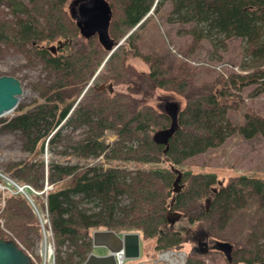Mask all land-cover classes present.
Returning <instances> with one entry per match:
<instances>
[{"label": "trees", "instance_id": "1", "mask_svg": "<svg viewBox=\"0 0 264 264\" xmlns=\"http://www.w3.org/2000/svg\"><path fill=\"white\" fill-rule=\"evenodd\" d=\"M78 1L8 0L3 14L13 18L0 20V42L7 51L22 53L25 67L41 64L47 71L44 80L33 83L37 95L31 101H20L12 115L0 117V136L18 132L28 153L4 164L3 170L38 191L34 200L50 216L56 264H84L93 250L95 229L137 231L142 239L154 238L153 258L160 250H184L185 264H206L197 247L190 246L201 236L230 242L229 264H264V177L240 174L223 182L213 172L180 168L235 133L264 137L263 114L251 109L236 124L229 110L239 104L228 102L248 86H254L250 97L264 92V0H171L167 21L188 26L187 56L204 39L214 41L220 35L243 40L247 60L242 67L247 70L201 83L187 62L173 66L139 47L142 29L167 0H106L112 8L108 35L113 47L81 30ZM67 39L71 43L57 52L50 49ZM135 58L148 69L138 70L131 62ZM101 84L107 88L99 89ZM118 85L125 89L117 90ZM158 90L179 95L184 103L167 110L147 101ZM171 128L168 144L160 142L157 133ZM79 129L77 137L74 131ZM106 130L117 134L112 144L104 139ZM47 151L79 158L103 155L113 163L84 169L79 162H47L41 157ZM128 161L138 167L121 166ZM176 169L182 172L179 192H173ZM68 178L72 182L61 186ZM46 182L53 187L42 192ZM86 200L96 202V208L83 206ZM0 208V238L33 247L41 228L29 200L11 195ZM173 213L190 227L171 224Z\"/></svg>", "mask_w": 264, "mask_h": 264}, {"label": "rangeland", "instance_id": "2", "mask_svg": "<svg viewBox=\"0 0 264 264\" xmlns=\"http://www.w3.org/2000/svg\"><path fill=\"white\" fill-rule=\"evenodd\" d=\"M23 1L29 2V0ZM8 5V0H2L0 4V20L4 16L13 18L11 13L3 14V11L8 10ZM170 10L171 0H167L159 12L153 13L152 19L141 31V40L139 44L141 51L145 53H156L163 58V61L173 66H177L183 61L187 62L195 69L196 80L199 83L214 80L217 76L222 74L229 75L231 72H244L247 70L242 67L247 58L243 52V40L241 38L223 39V36L219 35L215 37L214 41L204 39L200 42L192 55L187 56L186 53L191 43V36L186 34L184 27L186 28L188 26L168 22L167 15ZM57 44V42L52 43V45ZM26 61L22 53H17L13 50L7 51L4 44L0 42V76L12 75L19 78L23 86V94L21 95L20 101L29 102L37 95V92L33 89V83L44 80L47 71L41 64L35 68H27L25 67ZM131 62L140 71H146L148 69L146 64L139 59H132ZM116 88L117 90H124L125 86L118 85ZM253 89L254 86H248L243 90L240 96H234L228 100L231 105L236 103L237 105L239 104L237 109L231 108L229 110V117L236 124H241L244 121L245 113L251 109L264 115V92L258 96L250 97L249 93ZM147 101L167 110L169 106H172L173 110H177L178 104L184 103L183 98L179 95L163 90H158L152 97L148 98ZM13 112L5 116H10ZM80 133L81 129L74 131L77 137ZM104 139L109 144H112L117 139V134L115 131L106 130ZM128 144H130V142ZM27 156L28 153L22 150L18 132L7 133L0 136V169H4V164L9 161L21 160ZM41 157L47 162L52 158L63 163L75 164L79 162L84 169L90 168L96 164H102L103 167L107 168L113 163V161L107 160L103 155L98 158H79L74 155H59L47 151ZM121 166L129 170H135L138 167L134 161H128ZM142 168L144 169L145 166L143 165ZM180 168L194 172H213L216 173L218 178L223 182H226L232 176L240 174L264 177V137L260 135L248 139L239 133H235L229 136L222 145L210 148L203 153L187 159ZM71 182L72 178L65 179L61 182V186H67ZM124 201L127 202L128 198L124 197ZM83 206L95 209L96 202L86 200L83 202ZM204 206L207 207L206 202ZM176 217V213L171 214L172 219ZM0 220L3 224V220ZM173 225L177 228H183V230L190 227L188 221L184 219L175 220ZM7 231H9L11 233L10 235L13 237V233L6 228V233L9 234ZM18 240L21 242L20 239ZM40 240L41 238H38L36 244L31 248H27L21 242L26 249L37 256L39 261L41 258L40 255L37 254V250L39 251L40 249ZM200 240H202L203 243L204 241L213 242V240H205L201 236ZM154 244V238L142 239L140 243V258H127L124 260L123 264H168L159 259V253L154 258L152 257L151 252L154 250ZM190 246L195 248L198 247L197 241L194 240ZM65 248L66 247H64V249ZM92 248L96 254L108 253L105 247L93 246ZM196 250L199 252L198 248ZM203 260L206 264H229L226 256L222 252L213 250L205 252L203 254Z\"/></svg>", "mask_w": 264, "mask_h": 264}, {"label": "water", "instance_id": "3", "mask_svg": "<svg viewBox=\"0 0 264 264\" xmlns=\"http://www.w3.org/2000/svg\"><path fill=\"white\" fill-rule=\"evenodd\" d=\"M112 15V8L106 0H80L76 20L81 30L90 35L98 34L100 39L108 40L109 47H113V41L108 35L109 21ZM66 43H71L69 40L64 42L59 41L58 45L50 46L53 52H57L65 46ZM110 90L113 86L109 85ZM105 84H102L99 89L104 90ZM23 94L22 82L19 78L12 75L0 76V117L15 110L18 106L21 95ZM173 132V128L164 132H158V140L164 144H168V138ZM177 176L173 182V192H179L182 185V172L176 169ZM209 205V202H207ZM180 216L172 219V224L175 220H179ZM93 245L105 247L108 250L106 254H96L91 252L84 264H119L121 260L120 253H123V258H139L140 257V234L138 232H127L119 234L115 230H95L92 236ZM209 247V243L207 242ZM212 249L219 250L224 253L229 261H232L233 245L227 241L216 240ZM207 250L202 252H207ZM0 264H32V258L18 246L12 239L0 238Z\"/></svg>", "mask_w": 264, "mask_h": 264}, {"label": "built area", "instance_id": "4", "mask_svg": "<svg viewBox=\"0 0 264 264\" xmlns=\"http://www.w3.org/2000/svg\"><path fill=\"white\" fill-rule=\"evenodd\" d=\"M52 188L51 184L46 183V186L42 192H47ZM0 191L3 192L4 196L11 194L21 193L23 194L32 204L33 210L38 216L41 224L42 236L39 241L40 249L37 250V254L40 255V261L37 256L33 253H30V256L37 264H56V250H55V237L54 231L51 225V220L48 212H41L37 205L35 204L33 193H38L31 185L29 184H20L9 175L5 174L0 170ZM5 199L3 200L2 205L5 204ZM41 242V244H40ZM159 259L166 261L168 264H184L185 257L181 252L174 251H162L159 253Z\"/></svg>", "mask_w": 264, "mask_h": 264}, {"label": "flooded vegetation", "instance_id": "5", "mask_svg": "<svg viewBox=\"0 0 264 264\" xmlns=\"http://www.w3.org/2000/svg\"><path fill=\"white\" fill-rule=\"evenodd\" d=\"M205 240H207V239H205ZM207 242L204 241V243H203L202 240H200V238L197 239V245H198L197 248H198V250L202 252V251L207 250V248L210 249L211 246H212V243L211 242H208L209 243V247H208Z\"/></svg>", "mask_w": 264, "mask_h": 264}, {"label": "bare ground", "instance_id": "6", "mask_svg": "<svg viewBox=\"0 0 264 264\" xmlns=\"http://www.w3.org/2000/svg\"><path fill=\"white\" fill-rule=\"evenodd\" d=\"M123 256H124L123 253H120V257H121L122 260H123Z\"/></svg>", "mask_w": 264, "mask_h": 264}]
</instances>
